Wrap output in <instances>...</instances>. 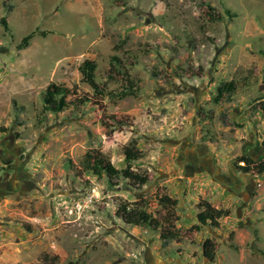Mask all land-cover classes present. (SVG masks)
Returning a JSON list of instances; mask_svg holds the SVG:
<instances>
[{
	"label": "rangeland",
	"instance_id": "rangeland-1",
	"mask_svg": "<svg viewBox=\"0 0 264 264\" xmlns=\"http://www.w3.org/2000/svg\"><path fill=\"white\" fill-rule=\"evenodd\" d=\"M37 30L52 34L19 50ZM113 57L128 74L97 95L79 67L96 62L103 85ZM263 79L264 0H0V264H264V174L237 170L264 158ZM59 86L90 102L45 113ZM127 148L143 186L82 172L94 151L126 170ZM164 194L180 243L116 217L143 200L162 220ZM200 200L230 210L219 229L192 231Z\"/></svg>",
	"mask_w": 264,
	"mask_h": 264
},
{
	"label": "trees",
	"instance_id": "trees-1",
	"mask_svg": "<svg viewBox=\"0 0 264 264\" xmlns=\"http://www.w3.org/2000/svg\"><path fill=\"white\" fill-rule=\"evenodd\" d=\"M208 10L212 18L221 20L222 17L217 14L216 17H214L215 11L210 6H208ZM226 14L231 18L235 17V14H232L229 10L226 11ZM49 34L52 33L48 31H34L22 39L18 49L23 50L27 48L30 45L31 40L37 36L47 37ZM112 64L111 70H113V72L107 76L104 84L101 85L96 80V62L89 60L85 61L79 67V71L82 76V82L89 85L94 93L102 96L106 91L107 84L114 80L112 75L113 73L115 75H121L123 73L126 75L128 74L125 65H123L117 57L112 58ZM181 76L182 75H180V77ZM238 89L239 82L235 80L222 82L219 88L223 96H232L238 91ZM135 91V86L133 83H131V87L129 89L113 93V96L123 98L129 96ZM261 93L262 97L259 99V101L262 100V102L259 103V108L264 112V79ZM68 96H72L73 99L68 100ZM42 100L43 111L45 113L50 112L53 114H59L68 109H78L82 105L90 102L89 99L78 97L76 88L72 90L65 86L48 88L43 94ZM124 154L126 163H128L126 170L117 169L103 153L94 151L86 154L82 165V172H89L99 179L106 178L111 185H115L120 179H125L132 185L136 184L135 186H143L147 182V177L134 173L130 167L131 162L138 159V156L133 154L131 148H127L124 151ZM239 162L244 163V165L237 166V170L243 174H264V158L263 161L256 162L251 156H244ZM158 203L161 207L167 210V215L162 220H159L148 212L147 202L143 200L137 201L135 203L121 202L117 209L116 217L127 225L158 232L159 238L164 243V245H166L168 241H175L177 243L182 242L183 237L179 229H176L175 227V222L179 220V217L176 215L178 200L164 194L159 197ZM197 208L199 210L197 214V220L199 224L194 226L192 231H200L202 227L219 229L220 221L223 218L230 216L229 209L217 208L206 200H200L197 204ZM203 253L204 257L209 262L215 261L217 251L215 242L213 240L207 239L204 242Z\"/></svg>",
	"mask_w": 264,
	"mask_h": 264
},
{
	"label": "flooded vegetation",
	"instance_id": "flooded-vegetation-1",
	"mask_svg": "<svg viewBox=\"0 0 264 264\" xmlns=\"http://www.w3.org/2000/svg\"><path fill=\"white\" fill-rule=\"evenodd\" d=\"M0 194H6V191L3 187V183H1V185H0Z\"/></svg>",
	"mask_w": 264,
	"mask_h": 264
},
{
	"label": "built area",
	"instance_id": "built-area-1",
	"mask_svg": "<svg viewBox=\"0 0 264 264\" xmlns=\"http://www.w3.org/2000/svg\"><path fill=\"white\" fill-rule=\"evenodd\" d=\"M240 164H241V165H244V163H242V162H241Z\"/></svg>",
	"mask_w": 264,
	"mask_h": 264
}]
</instances>
